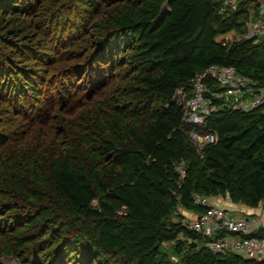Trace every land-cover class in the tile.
I'll return each mask as SVG.
<instances>
[{"label":"trees","instance_id":"1","mask_svg":"<svg viewBox=\"0 0 264 264\" xmlns=\"http://www.w3.org/2000/svg\"><path fill=\"white\" fill-rule=\"evenodd\" d=\"M36 1L0 0V32L22 26L15 16L32 9ZM114 1L120 0H76L86 13ZM220 5L216 0H136L117 17L109 39L87 62L97 75L103 60L116 62L120 53L131 50L139 65L133 106H140L147 117L130 139L121 135L105 145L123 170L118 180L106 185L107 198H99L84 172L66 159L50 167L58 197L93 223L89 233L59 241L58 251L66 255L69 248L73 263L114 264V259L120 264H264V258L211 251L207 243L224 231L203 236L182 218H174L179 208L195 215L203 210L193 202L194 194L224 195L234 203L260 204L264 209V104L249 111L221 106L192 126L182 120V107L173 98L179 87L190 93L195 75L213 64L232 66L251 77L255 86H264L262 41L224 44L216 39L229 31L243 34L246 11L257 6L242 3L236 10L220 12ZM7 34L0 33V38ZM15 45L20 50L28 47L26 42ZM30 49L39 59L47 56L41 49ZM37 76L2 52L0 91L10 100L36 98ZM206 83L210 89H221L210 77ZM191 131L214 132L216 139L197 152ZM180 159L186 163L182 178L175 169ZM255 235L264 236V230Z\"/></svg>","mask_w":264,"mask_h":264},{"label":"rangeland","instance_id":"2","mask_svg":"<svg viewBox=\"0 0 264 264\" xmlns=\"http://www.w3.org/2000/svg\"><path fill=\"white\" fill-rule=\"evenodd\" d=\"M135 3L114 1L86 13L76 0H37L15 16L22 26L0 32L8 31L0 38V56L8 53L38 74L36 98L15 101L0 91V264H75L69 248L66 255L58 251L59 241L89 233L93 223L53 190L49 170L59 160L79 167L99 198H107L106 185L123 173L105 145L121 135L130 139L146 120L147 113L133 106L139 65L131 50L116 62L103 60L97 75L87 62L109 39L117 17ZM25 42L28 47L17 49L15 43ZM32 46L46 58L33 55ZM194 216L179 208L174 218L188 223Z\"/></svg>","mask_w":264,"mask_h":264},{"label":"built area","instance_id":"3","mask_svg":"<svg viewBox=\"0 0 264 264\" xmlns=\"http://www.w3.org/2000/svg\"><path fill=\"white\" fill-rule=\"evenodd\" d=\"M221 3L220 12L236 10L242 3L257 6L246 11L245 32L237 34L229 31L217 36V41L228 44L238 40L262 41L264 47V0H216ZM212 78L221 89H210L206 79ZM174 100L182 107V120L192 126L200 125L203 118L222 107L249 111L264 104V86H255L253 79L237 71L232 66L209 65L197 73L190 93L182 87L176 89ZM197 152L216 139L214 132L199 135L189 133ZM179 177L185 175L186 163L180 159L175 166ZM193 202L203 210L188 222V227L210 236L213 232L224 231L218 239L209 241L207 246L215 253L231 251L248 258H264V236L255 233L264 223V214L245 216L234 214L221 206L211 204L207 196L193 195ZM247 235V236H242Z\"/></svg>","mask_w":264,"mask_h":264},{"label":"crops","instance_id":"4","mask_svg":"<svg viewBox=\"0 0 264 264\" xmlns=\"http://www.w3.org/2000/svg\"><path fill=\"white\" fill-rule=\"evenodd\" d=\"M209 202L211 204H215L223 208H227L228 210L232 211L234 214L245 215L248 217L256 214H261V215L264 214V209L260 204L255 207H250L244 203H234L228 197L215 196L212 197L209 200ZM259 229L264 230V223L260 226Z\"/></svg>","mask_w":264,"mask_h":264}]
</instances>
